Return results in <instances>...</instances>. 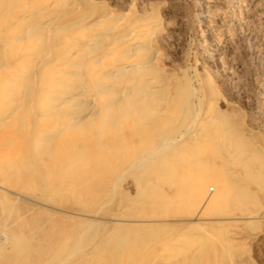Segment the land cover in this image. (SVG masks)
I'll list each match as a JSON object with an SVG mask.
<instances>
[{
	"label": "rangeland",
	"instance_id": "rangeland-1",
	"mask_svg": "<svg viewBox=\"0 0 264 264\" xmlns=\"http://www.w3.org/2000/svg\"><path fill=\"white\" fill-rule=\"evenodd\" d=\"M71 1L61 22L92 31L138 18L121 33L150 32L152 91L67 131L44 118L41 67L23 77L0 42V264H264V0Z\"/></svg>",
	"mask_w": 264,
	"mask_h": 264
},
{
	"label": "bare ground",
	"instance_id": "bare-ground-1",
	"mask_svg": "<svg viewBox=\"0 0 264 264\" xmlns=\"http://www.w3.org/2000/svg\"><path fill=\"white\" fill-rule=\"evenodd\" d=\"M4 1V9L0 10V28H4L5 33L0 35V42H7L5 46L16 45L11 56L15 59L17 54L20 56L18 61L23 77H30L36 72V67H41L39 77L42 76L43 85L40 96L45 100L41 108L45 114L50 113L44 118L60 120L56 124L63 125L67 131H80L97 122L103 128L113 122L115 109L122 106L123 112L127 114L130 112L127 108L132 103L152 91V86L145 80L152 69L151 62L155 60L154 54L148 52L150 32L147 29L137 30L134 32L135 39L130 42H125V36L121 33L124 27L131 26L138 18L127 21L125 26L120 21L112 22L100 30L92 31L89 27L94 23H89V14L78 21L61 22L62 16L66 14L59 13L63 0ZM34 4L36 6L32 7ZM70 4L74 9L73 0ZM106 38H110L109 43L102 45ZM51 41L55 42V48L49 47ZM51 53L54 54L52 58L49 57ZM81 72L88 76L87 83L90 85L92 82L93 91L98 101H101L100 113L90 108L94 98L85 97ZM121 102L124 104L120 105ZM13 115L11 110L1 114L0 127L9 122ZM89 115L93 116V120H88ZM211 116L194 123L203 126L211 120ZM47 136L50 137L51 133ZM73 137L70 132L61 135L56 146V157L72 154L70 146ZM102 143L109 145L106 141ZM42 151L45 152L44 149Z\"/></svg>",
	"mask_w": 264,
	"mask_h": 264
}]
</instances>
